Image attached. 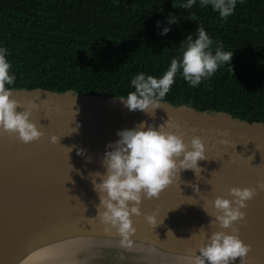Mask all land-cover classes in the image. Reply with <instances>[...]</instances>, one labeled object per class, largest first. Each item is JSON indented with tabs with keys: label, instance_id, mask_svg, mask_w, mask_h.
<instances>
[{
	"label": "water",
	"instance_id": "water-1",
	"mask_svg": "<svg viewBox=\"0 0 264 264\" xmlns=\"http://www.w3.org/2000/svg\"><path fill=\"white\" fill-rule=\"evenodd\" d=\"M11 89V98L20 106L17 111L31 109V119L43 135L24 143L17 134L0 129V264H21L42 247L36 244L55 237L61 242L59 236L69 234L94 241L80 258H99V264H143L133 263V258L143 257L129 248L139 246L148 255L195 259L205 234L231 232L209 227L213 218L204 208L213 213L216 196L231 199L233 187L256 190L242 209L244 220L235 226L250 246L246 261L264 264V190L257 187L264 182V126L165 102L154 116L129 111L120 101L126 97L106 93ZM141 121L157 128L168 121L171 127L165 130L185 142L198 136L206 159L198 161L200 174L183 170L158 197L142 199L140 215L131 216L135 230L130 243L122 244L116 228L97 217L99 197L90 174L105 172V146L118 139L117 132ZM53 135L59 138L55 144ZM149 215L156 217L154 228Z\"/></svg>",
	"mask_w": 264,
	"mask_h": 264
},
{
	"label": "trees",
	"instance_id": "trees-1",
	"mask_svg": "<svg viewBox=\"0 0 264 264\" xmlns=\"http://www.w3.org/2000/svg\"><path fill=\"white\" fill-rule=\"evenodd\" d=\"M183 2L0 0V48L15 76L8 87L126 97L137 73L159 78L179 60V43L199 26L231 62L196 87L178 72L161 102L264 126V0H237L223 19L210 4L185 9ZM170 15L177 24L167 25ZM157 21L170 27L167 35Z\"/></svg>",
	"mask_w": 264,
	"mask_h": 264
},
{
	"label": "clouds",
	"instance_id": "clouds-1",
	"mask_svg": "<svg viewBox=\"0 0 264 264\" xmlns=\"http://www.w3.org/2000/svg\"><path fill=\"white\" fill-rule=\"evenodd\" d=\"M236 2L200 0V5L204 7L210 4L212 10L223 19L233 13ZM195 3L196 0H185L179 7L189 9ZM172 7L176 8L177 5L172 4ZM173 24H177L176 16L170 15L167 25ZM156 26L161 28L159 21ZM169 31L170 27L165 26L159 34L167 35ZM195 31V38L189 33L181 40L178 45L182 48L179 60L173 58L161 77L137 73L131 79L134 91L120 99L124 107L129 111L139 110L154 116V110L162 106L161 101L174 84L178 72L190 86L196 87L220 66L231 62L233 54L223 51L221 45L213 51V41L204 28L198 26ZM6 56V49L0 48V129L15 133L24 143H30L38 140L43 133L31 119V109L17 111L20 106L11 98L12 89L8 87L14 83L15 76L10 73ZM166 127H171L168 121L158 128L141 121L134 128L119 130L118 139L105 146L102 160L105 172L90 174L93 190L99 197L97 217L101 223L116 228L123 237L122 244L130 243L129 234L135 230L131 216L140 215L142 199L158 197L183 170L191 169L196 175L200 174L198 161L206 159L205 145L198 136L185 142L181 135L166 131ZM50 140L55 144L59 138L53 135ZM257 187L264 190V182L258 183ZM255 191L233 187L229 189L231 199L216 196L212 202L213 213L204 208L213 218L209 221V227L218 225L220 229L230 228L231 232L220 230L212 232L210 236L205 234L197 264H235L237 258L239 264H246L250 246L240 239L239 228L235 225L244 220L242 209L253 198ZM147 221L153 228L157 225L156 217L149 215Z\"/></svg>",
	"mask_w": 264,
	"mask_h": 264
},
{
	"label": "bare ground",
	"instance_id": "bare-ground-1",
	"mask_svg": "<svg viewBox=\"0 0 264 264\" xmlns=\"http://www.w3.org/2000/svg\"><path fill=\"white\" fill-rule=\"evenodd\" d=\"M64 241L57 242V237L43 241L36 244L38 248L33 257H25L21 264H99L102 261L99 258H80L86 254L87 249L93 248L94 241L81 240L79 234H69L59 236ZM96 243V242H95ZM95 246V245H94ZM133 253L140 254L142 259H135L133 263L143 264H197V258L190 256H174V255H148L145 247H129ZM147 249V248H146ZM78 256V257H77ZM148 259V260H145ZM239 264V262H235ZM246 264H259L255 262L246 261Z\"/></svg>",
	"mask_w": 264,
	"mask_h": 264
},
{
	"label": "snow or ice",
	"instance_id": "snow-or-ice-1",
	"mask_svg": "<svg viewBox=\"0 0 264 264\" xmlns=\"http://www.w3.org/2000/svg\"><path fill=\"white\" fill-rule=\"evenodd\" d=\"M178 206V205H177Z\"/></svg>",
	"mask_w": 264,
	"mask_h": 264
}]
</instances>
